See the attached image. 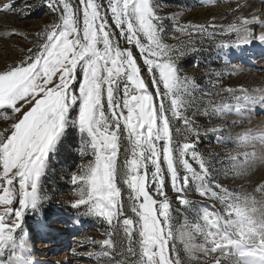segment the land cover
Instances as JSON below:
<instances>
[{"label":"snow or ice","instance_id":"1","mask_svg":"<svg viewBox=\"0 0 264 264\" xmlns=\"http://www.w3.org/2000/svg\"><path fill=\"white\" fill-rule=\"evenodd\" d=\"M164 7L158 0H36L22 8L16 0L0 3V11L21 17L37 8L52 17L34 33H5L31 46L0 68V120L7 124L0 129V264H36L27 218L41 215L51 201L44 178L69 137L78 141L82 161L68 174L74 199L67 203L76 210L77 227L86 219L109 229L119 224L124 189L142 204L150 188L158 192L188 179L178 175L177 150L184 149L189 171L188 153L195 159L201 137L183 145L177 137L191 123L200 87L181 76L179 61L198 49L183 45L172 54ZM249 8V0H236L228 25H216L215 18L183 25L179 13L171 19L189 36L227 33L215 45L226 58L234 49L264 46V7L245 14ZM104 235V241L86 239L106 249L111 234Z\"/></svg>","mask_w":264,"mask_h":264},{"label":"rangeland","instance_id":"2","mask_svg":"<svg viewBox=\"0 0 264 264\" xmlns=\"http://www.w3.org/2000/svg\"><path fill=\"white\" fill-rule=\"evenodd\" d=\"M26 2L36 0H16V7ZM158 2L165 5L161 14L168 17L165 39L174 49L172 54L179 55L183 45L198 49L179 61L181 76L191 77L200 87L193 93L191 123L177 137L180 145L197 133L201 137L195 159L188 153L189 171L183 165L184 149L177 150L178 175L188 179L174 186L166 183L158 192L150 188L152 206L146 198L142 204L128 199L124 189V215L119 224L109 229L86 219L77 227L73 222L76 210L67 203L74 199L68 174L82 161L78 141L71 137L73 143L65 141L44 178L51 201L41 215L27 218L36 264H264V46L254 43L222 58L215 45L227 33L218 31L209 39L175 30L177 24L171 19L175 13L183 25L213 18L218 26L228 25L233 21L228 10L236 0ZM249 3L245 14L264 7L262 0ZM46 13L47 9L37 8L21 17L0 11V68L18 60L23 54L20 49L31 46L28 40L5 33L16 28L34 33L51 21ZM5 127L6 122L0 120V129ZM105 233L111 234L106 249L86 239L104 241Z\"/></svg>","mask_w":264,"mask_h":264},{"label":"trees","instance_id":"3","mask_svg":"<svg viewBox=\"0 0 264 264\" xmlns=\"http://www.w3.org/2000/svg\"><path fill=\"white\" fill-rule=\"evenodd\" d=\"M72 138L71 137H69L66 141H67V144H71V143H73V140H71ZM59 157V159L62 161V158H64V156L63 155H61V156H58ZM68 215H70V216H74V213L73 212H68Z\"/></svg>","mask_w":264,"mask_h":264},{"label":"bare ground","instance_id":"4","mask_svg":"<svg viewBox=\"0 0 264 264\" xmlns=\"http://www.w3.org/2000/svg\"><path fill=\"white\" fill-rule=\"evenodd\" d=\"M145 198H146L148 205H150V206L154 205V202H153L154 200L152 199V197L146 195Z\"/></svg>","mask_w":264,"mask_h":264}]
</instances>
